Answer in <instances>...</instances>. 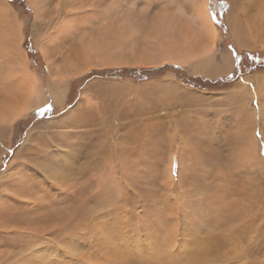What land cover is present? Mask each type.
<instances>
[{
  "label": "rangeland",
  "instance_id": "1",
  "mask_svg": "<svg viewBox=\"0 0 264 264\" xmlns=\"http://www.w3.org/2000/svg\"><path fill=\"white\" fill-rule=\"evenodd\" d=\"M30 1L0 0V83L17 88L14 69L25 62L44 99L15 120L0 154V264H264V118L256 111L264 96L239 92L243 78L264 76V0H207L217 41L187 64L158 56L175 50L168 44L200 0H103V9L92 0ZM227 12L240 14L242 47ZM92 38H115L106 46L112 61L90 65L54 96L47 62L53 74L70 62L85 67L80 43ZM221 53L229 70L213 73ZM241 124L254 127L256 160L240 155ZM7 136L0 131L2 150ZM28 147L37 157L24 155ZM14 178L21 186L7 183ZM77 217L85 230L68 228ZM31 220L37 235L7 237L32 230L21 223Z\"/></svg>",
  "mask_w": 264,
  "mask_h": 264
},
{
  "label": "bare ground",
  "instance_id": "2",
  "mask_svg": "<svg viewBox=\"0 0 264 264\" xmlns=\"http://www.w3.org/2000/svg\"><path fill=\"white\" fill-rule=\"evenodd\" d=\"M30 1V0H29ZM37 1V0H36ZM31 2V1H30ZM33 2V1H32ZM58 2V1H57ZM209 2V1H208ZM148 3V2H147ZM7 5V4H6ZM63 6V5H62ZM134 7V6H132ZM143 7V6H142ZM146 7V5H145ZM67 8V7H66ZM130 9V8H129ZM68 10V9H66ZM140 11L139 12H142L141 9H139ZM143 10H147V9H143ZM69 11V10H68ZM131 11V10H130ZM239 11V10H238ZM144 12V11H143ZM147 13V12H146ZM230 12H227V14L225 15V18H226V22H227V25L230 27V32L236 37V44H237V47H242L241 46V43H240V36L243 34L241 33V30H242V26H241V17H240V14H238V17L236 16V14L233 15V18H231L228 14ZM66 14V13H65ZM124 16V15H123ZM240 17V18H239ZM259 18V17H258ZM119 19V17H118ZM136 20V19H135ZM194 20H196L197 22H195L197 24L196 26V29H192L191 27L194 26ZM11 21V20H10ZM20 21V20H19ZM61 21V20H60ZM124 21V20H122ZM162 21V20H161ZM1 22V21H0ZM191 23H188L186 26L187 30H181L177 33V35L179 36V38L181 39H175L174 41H172L171 43H169L168 45H175V50L173 51L172 49L167 52L165 50H162L161 51H164L163 52V56L162 55H159L158 57L159 60L158 61H168V62H172V63H189L191 61H193V59H197L198 57L201 58V55H205L207 54L209 51L213 50L214 48V45L217 41V37H218V30L216 28V26L213 24L211 18H210V15H209V9L207 7V0H200V4L197 5L196 7V11H195V18L190 21ZM198 22L200 23V25L198 24ZM225 22V23H226ZM63 23V22H62ZM120 23V22H118ZM124 23V22H123ZM128 23V22H127ZM164 23V22H163ZM133 24V23H132ZM152 25H154L153 23H151ZM192 26H191V25ZM195 24V25H196ZM6 25V24H5ZM118 25V24H117ZM121 25V24H120ZM131 25V24H130ZM129 25V26H130ZM164 25V24H162ZM168 26H171V25H168ZM199 26V27H198ZM132 27V26H131ZM114 28V27H113ZM169 28V27H168ZM167 28V29H168ZM10 29V28H9ZM16 29V28H15ZM14 29V30H15ZM20 29V28H19ZM158 29V28H157ZM170 30H174L173 29V26H171L169 28ZM179 30V29H178ZM118 31V30H117ZM121 31V30H120ZM134 32V31H133ZM169 32V31H168ZM17 33V32H16ZM115 34V33H114ZM134 34V33H133ZM116 35V34H115ZM119 35V34H118ZM135 35H138V34H135ZM36 36V35H35ZM114 36V35H112ZM101 37V36H100ZM115 37V36H114ZM117 37V36H116ZM173 37V36H172ZM233 37V36H232ZM130 38V37H129ZM203 39L202 43H201V40ZM21 39H22V36H21ZM105 39V38H103ZM103 39L101 41H99V38H92V39H89L86 41L85 40H81L80 42V48H81V52H80V56L83 60V65L85 67L83 68H80V66L78 64L74 65L72 62H70L68 64V68L64 71H62L61 73L58 72L57 70V67L55 68L56 70L54 71V74L51 73V68H53V63L51 62H47V76H48V81H47V84H53L55 87L54 89H52L51 87H47L48 90L50 89L51 93L57 97L60 95L63 96L64 95V86L65 84L67 83V80L72 78V77H75V76H78L80 74H82L84 71H86L87 69H89V66L90 65H99V64H107L109 63L111 59V56L114 54H112V52H110L108 50V48L106 47L107 44L110 45L109 43L112 42L111 44H113V42L115 41V38H113L114 41H106L104 42ZM118 39V38H116ZM201 39V40H200ZM234 39V40H235ZM125 40V39H124ZM127 40V39H126ZM161 40V39H160ZM200 40V43L201 44H198V45H201L202 47L201 48H196L194 46L193 43L195 42H199ZM19 41V39H18ZM21 41V40H20ZM110 41V42H109ZM121 41V39H120ZM204 41L207 42V44L204 43ZM115 44V43H114ZM117 44V43H116ZM43 46V45H42ZM114 46V45H113ZM247 46V45H246ZM119 47V46H117ZM159 47V46H158ZM245 47V46H244ZM79 48V49H80ZM115 48V47H114ZM113 48V50H114ZM126 48V47H125ZM139 48V46H138ZM144 48V47H143ZM142 48V49H143ZM163 48V47H162ZM170 48V47H169ZM167 47V49H169ZM261 51L263 50V47L261 46ZM258 48V49H260ZM42 49V48H41ZM38 50V49H37ZM137 50V49H136ZM43 54H45V50L42 49L41 50ZM126 52V50H124ZM115 52H118L115 50ZM120 52V51H119ZM158 53V52H157ZM124 54V53H122ZM160 54V53H159ZM145 55V54H144ZM211 55V54H209ZM140 56V55H139ZM206 56H204L205 58ZM214 57V56H213ZM203 58V57H202ZM207 58V57H206ZM205 58V59H206ZM135 59V58H134ZM204 59V60H205ZM207 59H210V58H207ZM221 62L219 64H217V68L215 66V68L211 69L213 73H219V72H224V71H228L229 70V67H230V57L228 56L227 53H221ZM108 60H110L109 62H107ZM212 60V59H211ZM125 61V60H124ZM145 63V62H144ZM147 63V62H146ZM206 63H207V60H206ZM210 63V61H209ZM139 64V63H138ZM141 65V64H140ZM211 65V64H210ZM148 66V65H147ZM177 66V65H176ZM184 66V65H183ZM91 67V66H90ZM207 67V66H206ZM209 67V66H208ZM19 69H21V71H19ZM19 69H14V71L16 70V72L19 73L20 75V82L18 83H15L14 86L17 87L13 90H10L9 89V83L7 85L3 84V83H0V123H2L0 126V131H7L8 133V136H7V139L8 141L6 140V146L5 148L2 150V148H0V154L3 155L4 152L8 151L9 148V139L11 138L10 135H11V130H13V124L15 123V120L17 119L20 120L21 116L25 117L24 115L31 112L33 109H36L38 106H40L42 104V99H43V93H42V84L40 82V79L37 75H34L32 74L28 69H27V65L25 62H22L21 63V67ZM205 69V68H204ZM210 69H207L209 72H210ZM232 70V69H231ZM74 71V73L72 72ZM206 71V72H208ZM208 72V73H209ZM206 74V73H205ZM221 74V73H220ZM210 75V74H209ZM227 75V73H226ZM252 75V74H251ZM216 77V76H215ZM8 80L10 78V76H7ZM238 84V83H237ZM254 85V86H253ZM238 85H236L237 87ZM252 86V87H251ZM248 87H250L249 89L251 90V88L254 89V95L257 96L258 98L260 97H263V93H264V76H258L256 75L255 78H250L248 76V78H243L241 80V84H240V94H242V97H243V94L245 91H247ZM68 91V90H67ZM176 91V90H175ZM237 91V90H236ZM66 92V91H65ZM231 92V91H230ZM239 92L237 94H239ZM171 93V92H170ZM258 94V95H256ZM11 95L14 97V99H11ZM251 97V95H249ZM234 97V96H233ZM253 97V96H252ZM194 98V97H193ZM238 98V97H237ZM251 100L253 98H250ZM44 100V99H43ZM59 100V99H58ZM254 100V99H253ZM194 101V99H193ZM199 102V100H197ZM201 101V100H200ZM249 101V100H248ZM240 102V101H239ZM237 101L236 104L239 103ZM242 102V101H241ZM195 103V101H194ZM197 103V102H196ZM195 103V104H196ZM244 103V102H243ZM252 103V102H251ZM263 103V102H262ZM259 106L258 110V113L259 115L262 117V119L264 118V116H262V111L264 113V104H262ZM203 104V103H202ZM245 104V103H244ZM243 104V105H244ZM192 105V104H191ZM197 105V104H196ZM248 105V104H247ZM244 107H242V110ZM239 112V111H238ZM244 112V111H243ZM242 111L239 113L241 114ZM247 113V112H246ZM254 113V112H253ZM256 113V112H255ZM249 114V113H247ZM20 118V119H18ZM246 118V117H244ZM254 118H255V115H254ZM243 119V118H241ZM253 119V117H252ZM252 119H249L247 121H253ZM104 120V119H103ZM246 120V119H245ZM16 121V122H17ZM225 121V120H224ZM242 127V124L240 125V128ZM239 128V127H238ZM264 129V128H263ZM240 130V129H239ZM251 130H254V127L251 126V128H249V133L248 134V131H247V128L244 126L243 128H241V132H240V140L243 143L244 146H242V150H240V155L243 156V160L245 159V155L246 157L247 156H250V159L246 158L247 161H251L253 159L256 160L258 156V150L256 149L257 146H256V143L253 139V135L251 133ZM33 132V131H32ZM254 132V131H252ZM264 132V131H263ZM208 133V132H207ZM179 134V133H178ZM5 135V134H4ZM168 135V134H167ZM263 136V135H262ZM177 137V136H176ZM28 140V139H27ZM181 140V139H180ZM5 141V140H4ZM183 141V140H181ZM7 147V148H6ZM24 149H19L17 152H16V155H20L22 154L21 152L23 151ZM26 153L24 155H28L30 158H33V157H37V156H34V154L37 155L38 153V150L36 149H31V148H26ZM252 153V154H251ZM174 157L172 156L171 160H170V163L167 167V172H168V179L170 178V182H172V178H171V170H172V165H173V162L174 160H177V158L173 159ZM245 160V161H246ZM46 159H38L36 158L35 160V163L36 164H41L42 166L45 167L46 170L49 169V166H48V162L46 163ZM0 163H1V156H0ZM248 163V162H247ZM11 166V164L9 165V167ZM8 167V170H7V173L9 171L12 170V167H10L9 169ZM54 168V166H53ZM6 170V169H5ZM16 173V171L14 172ZM4 174H6V171L4 173H2V179L4 178ZM15 179V178H14ZM9 180V182L7 183H10V182H13L14 185H18V186H21L20 184V181L17 182V180ZM4 180V179H3ZM15 181V182H14ZM17 183V184H16ZM5 185V182L3 181L2 182V186ZM29 190V189H28ZM110 195V194H109ZM30 196V194L28 195ZM45 201V200H44ZM37 203V202H36ZM32 204L34 205V202H32ZM23 205V204H22ZM3 206V205H2ZM36 206V205H35ZM34 207V206H33ZM43 207V206H42ZM51 206H48L47 205V209L50 208ZM36 208V207H35ZM3 210V209H2ZM6 214V213H5ZM55 217V215H54ZM4 219V218H3ZM12 219V218H11ZM49 219V217H48ZM10 220V219H9ZM43 220V219H42ZM53 220V219H52ZM5 221V220H4ZM11 221V220H10ZM41 221V220H40ZM6 222V221H5ZM4 223V222H3ZM22 224H24L25 226L30 224V228H32V230H29L28 231H23L22 228L20 229H14V232L13 233H7V237H12L13 234L15 235V237H17L18 239H20V237H23V236H33V235H37L36 231L37 229L39 228H36V227L32 224V220L29 221V222H21ZM3 225V224H2ZM2 225H0V230L2 229ZM52 227V226H51ZM12 228V227H11ZM6 229V228H5ZM4 229V230H5ZM11 230V229H10ZM13 230V229H12ZM28 230V229H27ZM32 231V232H31ZM9 232V231H8ZM11 232V231H10ZM43 233V232H42ZM40 234V233H39ZM12 235V236H11ZM4 236V235H3ZM40 236V235H39ZM38 237V236H37ZM33 238V237H32ZM35 238V237H34ZM33 238V239H34ZM6 239V238H5ZM31 239V238H30ZM36 240V239H35ZM35 240H33L32 242H34ZM38 240V239H37ZM18 246H21V243H17ZM17 248V247H16ZM21 248V247H20ZM34 249V248H33ZM39 253V252H38ZM37 253V254H38ZM127 254V253H126ZM36 255V254H35ZM41 257V256H40ZM22 258V257H21ZM43 260V259H42ZM17 261V260H16ZM19 261V259H18ZM24 262V261H23ZM27 262V261H26Z\"/></svg>",
  "mask_w": 264,
  "mask_h": 264
},
{
  "label": "snow or ice",
  "instance_id": "3",
  "mask_svg": "<svg viewBox=\"0 0 264 264\" xmlns=\"http://www.w3.org/2000/svg\"><path fill=\"white\" fill-rule=\"evenodd\" d=\"M103 8H104L103 0H92V8L91 9H103ZM69 18L74 19V16H70ZM84 221H85V218L77 217L76 219L72 220L68 224V228L70 230H74V231H83V230H85L83 227Z\"/></svg>",
  "mask_w": 264,
  "mask_h": 264
},
{
  "label": "trees",
  "instance_id": "4",
  "mask_svg": "<svg viewBox=\"0 0 264 264\" xmlns=\"http://www.w3.org/2000/svg\"><path fill=\"white\" fill-rule=\"evenodd\" d=\"M221 13H222V11L219 12L220 15H221ZM212 17L214 18L213 14H212ZM186 85L194 87V85H189V84H186Z\"/></svg>",
  "mask_w": 264,
  "mask_h": 264
},
{
  "label": "flooded vegetation",
  "instance_id": "5",
  "mask_svg": "<svg viewBox=\"0 0 264 264\" xmlns=\"http://www.w3.org/2000/svg\"><path fill=\"white\" fill-rule=\"evenodd\" d=\"M218 15H219V11H218Z\"/></svg>",
  "mask_w": 264,
  "mask_h": 264
}]
</instances>
